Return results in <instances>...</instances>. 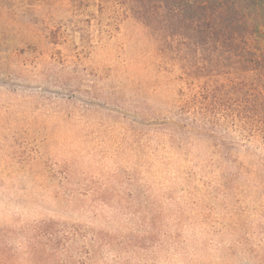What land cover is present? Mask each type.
I'll return each mask as SVG.
<instances>
[{
  "label": "rangeland",
  "instance_id": "374dc122",
  "mask_svg": "<svg viewBox=\"0 0 264 264\" xmlns=\"http://www.w3.org/2000/svg\"><path fill=\"white\" fill-rule=\"evenodd\" d=\"M126 2L0 0L5 263L51 222L105 238L82 264H264V144L170 136L179 69Z\"/></svg>",
  "mask_w": 264,
  "mask_h": 264
},
{
  "label": "trees",
  "instance_id": "16d2710c",
  "mask_svg": "<svg viewBox=\"0 0 264 264\" xmlns=\"http://www.w3.org/2000/svg\"><path fill=\"white\" fill-rule=\"evenodd\" d=\"M126 3L131 18L157 41L160 55L179 69L181 86L168 116L170 136L202 145L264 144V0ZM34 229L37 240H46L35 257L47 264H82L80 246L87 245L95 255L105 239L51 222ZM114 246L111 242L109 247ZM6 257L0 252V264H6ZM8 258L15 260L16 252L11 250Z\"/></svg>",
  "mask_w": 264,
  "mask_h": 264
}]
</instances>
